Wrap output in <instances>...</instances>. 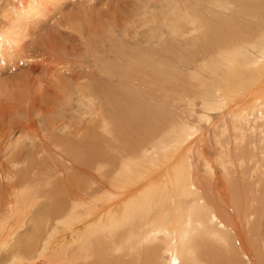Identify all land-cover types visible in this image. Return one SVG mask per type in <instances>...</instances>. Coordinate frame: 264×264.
Segmentation results:
<instances>
[{
  "label": "rangeland",
  "instance_id": "374dc122",
  "mask_svg": "<svg viewBox=\"0 0 264 264\" xmlns=\"http://www.w3.org/2000/svg\"><path fill=\"white\" fill-rule=\"evenodd\" d=\"M160 1L163 2V0H0V169H3L0 172L2 173L0 176H4L2 179L3 183H0V219L5 217L8 207H12L13 211L20 216V218L18 215V217L15 216L9 222L10 224L8 226L0 230V238L6 236L5 240L0 242V246L9 241L12 242L8 245L9 247L7 246V249L6 247L4 248L5 251H1V256L5 258L7 256L8 258V249L12 248L13 243L16 245V249L19 250L28 246V243L33 244L39 243L42 239L46 240L45 238H47L46 235L47 232H49V227L45 224L41 226V218L43 221L47 211H56V203L58 202V198L63 199L62 194H68L67 197L69 196L70 186L72 185L67 181L71 182L82 178L84 172V175H87L86 179L94 176L97 177V173L94 169L97 168V165L94 166V168L92 163H85L84 166L82 165L83 160L88 157L90 158L92 151V149H88L87 146L90 144V137H88L87 134L91 131L93 133L94 131L98 133L97 138L99 137L101 141L97 144V149L103 152L104 158L111 161L113 165L109 167L104 160V163L101 165L105 168L102 169L101 166V170H99H107L106 173L103 171L105 176L101 182L104 184L103 188H109L111 192L110 199H107L103 203L101 211L102 214H104L113 210L117 212L118 215L122 214V207L127 204L128 201L132 200L133 195H138L139 192H142L144 189L146 190L152 184L156 183L154 186L160 185V181H163L166 177L169 178L173 170L181 169L182 166L180 165L183 164L184 160L191 167L194 166V168H197L198 175L201 176L203 180L205 178L209 185L212 186L213 178L206 176L205 171L217 172L218 170L217 177L222 179L224 176L222 172L224 171L220 162L224 157H231L230 155L226 156V151L224 149L237 153V151L244 149L251 143L254 137L259 134L257 133L258 127L264 123V65L260 70L262 74H260L258 82L255 83L257 85H255V87L252 86V89H255L252 90L250 88V91L248 90L249 92L244 96L242 94L234 95L232 92L233 88L240 87L239 78L234 79L233 77L227 85H223V83L219 85L216 81L219 76L232 74L229 69L227 56L220 55V52H216L214 55L210 52L202 53V56H204L207 62L206 68L201 57L197 56L198 44L196 45V43H198V37H196L195 33L188 35L186 39H184L183 42L187 40V42H185L186 44L183 43V45L181 43L172 51L165 52L164 56L159 52L162 48L163 40H170L168 30L164 25L161 26L159 33L157 32L154 35V31L157 29L156 26L150 25L147 28H141L138 30L137 38H129L126 40L127 37L124 36L128 34V31L132 34V31L134 29L136 30V28L133 27L132 19L136 17L138 10L150 5L149 11L152 12L153 17L156 19L160 11H162L159 6L161 4ZM259 1L264 3V0ZM30 3L33 5H30ZM226 5H221L222 8L216 7V11L220 13L219 16H223L225 19L223 28L230 30L232 27L229 22L232 20L227 16H231L237 9H235L233 4H231L232 6ZM244 18L249 20L247 15ZM241 21L242 20H238V23L242 24ZM17 32H19V34ZM122 32H124V36ZM156 34H159V37H156ZM209 35L208 39L210 40ZM23 36H26L25 39ZM119 40L124 43L120 45ZM19 43L23 44L21 45ZM218 44L220 45L221 42ZM173 45L174 43L172 42L170 47ZM181 45H183V48H180ZM136 47L137 55H150L154 57L155 60L162 57V62L166 65V70L163 69V65L156 62L157 66L146 67V78L144 76L145 67L142 69L139 58L136 64L129 56ZM175 51H177L176 54H173ZM165 57H167L166 60ZM120 59L124 60L120 62ZM170 59H173V61ZM242 59H244V56ZM168 60L169 63L170 61L171 63L167 69L166 67L169 65L167 64ZM128 61L131 62L132 65H128ZM132 67L134 72H131ZM109 71L114 73L112 77H109ZM161 71L162 74L166 72L164 77L160 75ZM127 72L130 77L123 78L122 80L120 73L124 75V73L126 74ZM115 73L117 74L116 76ZM144 80L148 82L146 83ZM176 80L178 81L175 82ZM159 81L161 82L160 84ZM189 81L192 83L191 87L192 85L201 86L204 90L202 98L200 100L196 99L191 109H188L185 105L186 97L185 94H183L185 93L184 88L190 87ZM81 85L82 88L80 87ZM143 87L144 90L148 88V90L152 92L150 94L153 96H155L156 93L155 98L153 99V96L151 97L149 95L150 100H148V97H144L143 99L141 93L144 91H141ZM191 87L190 89L192 92L193 89ZM93 91L98 92L94 93ZM159 91H161V94ZM248 94L251 96L249 97ZM166 95L167 98L165 97ZM88 96L91 99L88 100ZM95 96L98 97V99ZM164 97L166 100H163ZM169 97L171 99H169ZM229 97L232 100L229 99ZM235 97L239 99L235 105L236 107H234L235 109L231 108L232 110L227 111L226 114L222 112L223 110L220 111V113L217 111H210L215 109L220 98L223 102L227 99L233 102ZM98 100H102V102ZM136 101L139 103H136ZM89 104L94 105L93 111L90 110L92 109V105L90 106ZM164 104L167 105V107ZM207 111H209L210 117L208 122L205 118H202V116L207 115ZM160 119L164 120L159 124L158 120ZM178 122H180V124H177ZM126 123H128V125ZM173 125V129L176 132H183L182 134L186 136V140L180 143L183 145L169 154V156H172L177 152L179 153V157H177L176 161L173 163L166 158L160 159L161 161L156 167L157 170L156 168H151L155 170L150 172L148 177L144 178L143 181L142 178L144 175L142 170L136 171L137 167L135 168L132 162L126 158L129 156L127 151H133L134 153L138 151L137 155H139L142 147L130 149L126 141H130L131 132H133L134 135H139L144 134L143 129H146L148 133V137H145L148 139L146 140V146L147 149L152 148L153 146L150 143L154 139H158L159 136L161 137L164 132V128L162 127H171ZM107 128L109 130L106 132L105 130H107ZM116 131L118 133H116ZM225 132L227 133L225 134ZM228 132H230V134H228ZM229 135L230 137H228ZM226 138L230 140L229 143H224ZM116 139L118 141H116ZM175 141L180 140L176 138ZM65 142H67V144ZM69 142L70 144H68ZM72 145L75 147L74 149ZM37 150H39L40 153H37ZM94 150L96 151V149ZM67 151H69V153ZM119 153L121 156L118 155ZM19 155L20 157H18ZM112 155H114V157ZM149 156L150 153H147L146 157L148 158ZM146 157L141 159L144 164L139 163V166L148 168L146 165L149 163L144 160ZM121 158L122 162L126 164L120 168ZM224 160L226 161V159ZM201 163H204V166H200ZM77 166L81 169L82 175L79 170H76ZM113 169L114 171L117 169L118 174H124L131 180H134L135 184L124 186L122 189L115 188V190L112 185L109 184L112 181L111 170ZM21 171L22 173L19 174ZM85 176H83V178ZM204 176H206L207 179ZM157 180L159 182H157ZM209 185L207 189L212 195ZM188 187L190 190L197 189L194 184H189ZM23 188H27V190L22 191ZM16 190H18V192L14 196ZM248 195V199L253 198V196L257 198L256 191L254 192V190H249ZM175 196L179 199L176 193ZM212 196L216 198L215 195ZM52 200L54 201L52 202ZM234 200L237 202V205H234L238 207L239 210L237 209L233 218L235 217L236 219L234 218V220H237V216L241 214L242 204H240V202H242V198L240 196V199L236 197ZM32 201H35L34 208L32 211H27L28 215L26 218L25 212L30 209L29 205ZM9 203L11 204L9 205ZM16 203L18 207L15 206ZM46 203L48 206L52 203L47 211ZM96 217L98 218V216H95L91 218L92 220L82 218L79 224L78 222L71 221V224H74L73 226L61 224L59 221L60 219H58L61 229H54L51 231L54 233V237L50 238V240H53L51 247L53 248L56 244L59 245L60 241L62 242L63 240H65L67 245L70 244L68 247H72L73 244L71 243H73L74 238L77 240L76 235H80V233L84 231L86 225L96 222ZM31 218L32 221H30ZM22 221H24V224ZM31 222H33V224ZM37 223L40 226H37ZM238 226L246 232L248 239L244 240L246 246L251 245V247H249L251 248L250 259L253 261L252 264H254V262L255 264H260L258 262V252L256 249L258 245L264 244V217L257 219V227H259V232L263 234L260 239L262 243L259 240H255L256 232L250 233L249 235V230L245 226L239 223ZM35 227H39L37 228L39 230H36ZM33 232L35 234H33ZM12 237H17L19 240H17V238L16 240H10ZM20 240L21 242H19ZM260 255L263 258V254L261 253ZM127 256V260L124 259L125 261H128L129 257L132 258L131 255ZM222 256L223 254L218 255L217 259ZM48 257L51 258L50 256ZM239 257H241V259L238 258L240 264H246V262L244 263V256L240 255ZM56 262L58 263V257L50 259V264H57Z\"/></svg>",
  "mask_w": 264,
  "mask_h": 264
},
{
  "label": "bare ground",
  "instance_id": "6f19581e",
  "mask_svg": "<svg viewBox=\"0 0 264 264\" xmlns=\"http://www.w3.org/2000/svg\"><path fill=\"white\" fill-rule=\"evenodd\" d=\"M160 2L161 4L159 6L162 9V11H160V14H158L159 15L158 17L156 16L157 17L156 19L153 17L152 12L149 11V8L151 7L150 5L147 7H142L138 10L137 15L135 14L136 17L132 19V22L134 25L132 26L135 27L136 30L134 29L132 31V34H130L129 33L130 31H128V34L126 36H124L123 35L124 32H122V35L124 37H127L126 40L129 38L130 39L137 38L138 30L141 28H145V27L147 28L150 25L156 26L157 29L154 31L153 33L154 35L157 32L159 33L161 26L164 25V27L168 30V36L170 37V40H165V39L163 40L162 38L163 40L162 48L160 49L159 52H161L162 55L164 56L165 52L166 53L170 52L173 49H175L177 46H179L181 43L183 44L187 42V40L183 42L184 39H186L188 35L195 33L196 37H198V43H196V45L198 44L197 56L201 57V60L206 68H207V62L205 61L204 56H202V53L210 52L212 55H214L216 52H220V55L227 56L229 69L231 70L232 74L226 75V76H219V78L216 80L219 85L220 83H223V85H227L233 77L234 79L239 78L240 87L233 88L232 92L234 95L242 94L243 96L247 94V92L250 91L249 90L250 88L252 89V86L255 87V85H257L255 83L258 82L259 76L260 74H262L260 73V70L263 68V65H264V3L263 2H260L259 0H165V1L163 0V2L162 1ZM31 4L32 3H30V5ZM231 4L235 6V9H237V11L235 10V12L231 14V16H227L232 20L231 22H229L232 28L230 30H227L223 28L224 27L223 22L225 21V19L223 16H219L220 13L216 11V7L222 8L221 5L229 6ZM246 15L249 18V20L244 18ZM252 19H256V20H252ZM238 20H242L241 21L242 24H239ZM24 26H23V29H24ZM19 32L17 33L19 34ZM158 35L159 34H156V37H159ZM208 35L210 36L209 37L210 40L208 39ZM25 37L23 36L24 39ZM119 42H120V45L124 43V42L122 43V41L120 40ZM172 42L174 43V45L170 47V45H172ZM220 42L221 44L219 45L218 43ZM189 44H188V47H189ZM183 45H181L180 48H183ZM137 47L134 49L132 54L130 53L131 55L129 56L131 57V60L136 64L139 58V60L141 61V64L140 63L139 64L141 65L142 69L143 67H145L144 68L145 77L147 75L146 67L157 66L156 62L163 65L164 66L163 69H165L166 65L164 64V62H162L163 61L162 57H159L157 60H155V58L151 57L150 55H143V54L137 55V52H136ZM117 50H118V47H117ZM176 52L177 51H175L173 54H176ZM243 56H244V59H242ZM166 58L167 57H165V60ZM123 60L124 59H120V62H122ZM171 61H173V59ZM167 62H168L167 64L169 65L166 68L168 69V67L170 66V63H169V60ZM128 65H132V63L128 61ZM131 72H134L133 67H132ZM113 74L114 73L112 71L108 72L109 77H112ZM164 74L166 75V72H163L162 74V71H161L160 75L161 76L163 75L164 77ZM116 75L117 74L115 73V76ZM172 75H175V74H172ZM120 77L123 80V78H129L130 76L127 72L126 74L124 73V75H121L120 73ZM177 81L178 80H176L175 82ZM144 82L146 81L144 80ZM160 83L161 82L159 81V84ZM164 83H165V79H164ZM185 83H188V82H185ZM134 84H137V83H134ZM191 84L192 83L190 82V87H191ZM167 86H168V82H167ZM80 87L82 88V85ZM190 87H187L186 89L184 88L185 93H183L185 94V97H186L185 105L188 107V109L192 108L193 103L195 102L196 99L200 100L202 98V95L204 92L203 87L192 85L191 87L193 89L192 91L193 93H192ZM143 90H144V87L141 91ZM95 92H98V91H95ZM160 92L161 91H159V93ZM141 93H142L143 99L144 97H148L149 98L148 100H150V96L151 97L153 96L152 94H150L152 92H150L148 88L145 89ZM191 93H192V97H191ZM155 96H156V93H155ZM155 96H153L152 98L154 99ZM165 97L167 98V95ZM165 97L163 98V100H166ZM170 97L169 99H171ZM230 97L229 99H231ZM96 98L98 99V97ZM89 99L91 98L89 97L88 100ZM238 100H239L238 97H235V100L233 102L229 101L228 99L225 102H223V100L220 98L218 100L219 103L215 107V109H212L210 111H217L218 113H220V111L223 110L222 112L226 114L227 111L232 110L234 107H236L235 105L238 102ZM98 101L102 102V100H98ZM137 102L138 101H136V103ZM91 105H92V109L90 110L93 111L94 105L93 104ZM153 105H154V100H153ZM165 106L167 107V105ZM139 112H135V113H139ZM206 114L207 115L204 114L205 116H202V118H205L206 121L208 122L210 119L209 111H207ZM182 116H183V113H182ZM162 120L164 119L158 120V123L160 124ZM126 124L128 125V123ZM177 124H180V122H178ZM174 125L171 127H166V126L162 127L164 128L163 129L164 132L161 135V137L159 136L158 139H154L153 141L150 140L151 141L150 144L153 146L152 148L147 149V146H146L147 144L146 140H148L147 138H145V137H148V133L146 129H143L144 134L134 135L133 132H131L132 135L130 136L131 137L130 141H126L130 149H137L138 147H142L139 155H137L138 151L136 153H134L133 151H127L129 156L128 157L125 156V157L129 161L132 162L135 168L137 167L136 171L142 170V173L144 175V177L142 178L143 181H144V178L148 177L150 172H153L155 170L151 168H156L157 164H159L161 161L160 159L166 158L167 160H171L173 163L174 161H176L177 157H179L178 156L179 153L177 152H175L172 156H169V154L172 153L173 151H176L178 147H181L183 145V144L181 145L180 143L181 141L186 140V136L182 134L183 132L182 133L176 132L173 129ZM108 130L109 129L107 128V130L105 131L107 132ZM116 133L118 132L116 131ZM226 133L227 132H225V134ZM257 133H259L257 136H255L257 138L254 137L251 143H249L244 149L237 151V153L236 152L234 153L233 151L228 150V149H224L226 151V156L230 155L231 157L229 158L224 157L222 161L220 162V165L222 166V169L224 171L222 172L224 173V176L222 177V179L217 177L218 170L217 172L205 171L206 176H210L211 178H213V183L210 181L212 183V186L209 185V183L207 182V180H205V178L203 180V178L198 175L197 168H194V166L191 167L184 160L183 164L180 165L182 166L181 169L173 170L172 175L169 178L166 177L164 178L163 181H160L161 182L160 185L154 186L156 183L152 185L150 184L151 186L148 187L146 190L145 189L142 190V192H139L138 195H133L132 200L128 201V203L122 207V210H123L122 214L118 215L117 212H114L113 210H111L110 212L108 211V213H104V214H102V211H101L103 203L107 199H110L111 192L109 191L110 190L109 188L104 189L103 188L104 184H102L101 182L107 170L105 171L104 170L99 171V170H101V166H102V169L105 168L103 165H101L104 163V160L106 161L105 163L109 167L113 165L111 161H108L107 158H104L103 152H100L97 149V144L100 143L99 141H101L99 137L97 138L98 133H95V131L93 133L91 131L87 135L88 137H90L89 143L94 144V145H90V144L87 145L88 149H92V151L90 154V158L88 157L87 159L83 160L82 165L84 166L85 163H92L93 168L94 166L97 165V168H94L97 173V177L94 176L92 178L86 179L87 175L86 176L84 175L85 172L83 171L84 173L82 175L81 169L78 168L77 166L76 170L80 171L82 178H79L71 182L67 181L70 183V185H72L70 186L69 196L67 197L68 194L67 195L62 194L63 199L58 198V202L56 201L57 207L55 206L56 211L50 210L48 212L47 210L50 208L52 203H50L49 206L46 203L47 204L46 206L47 214L43 218V221L41 218V222H40L41 226H44L45 224V225H48L49 227L48 229L49 232H47V235H46L47 238H45L46 240L42 239L40 240L39 243L38 242L33 243V244L31 243L32 245L29 244L27 241H25L26 243H28V246L23 247L22 249H19V250L16 249V245L13 243L12 248L8 249V258L7 256L5 258L4 256L0 255V264H50V259L51 258L54 259L57 257H58L59 264H240L238 260V258L241 259V257H239L240 255L244 256V263L246 262V264H252L253 261L250 259L251 258L250 257L251 245L246 246V242H244V240H248L246 236V232L242 230L241 228H239L238 223L240 225L242 224L249 230V235L250 233L256 232L255 240H259L262 243V240L260 239L263 236V234L259 232V229H258L259 227H257V219H261L264 217V206H263V203H264V123H262L258 127ZM228 134H230V132H228ZM228 137H230V135ZM176 138H178V140L180 141H175ZM116 141L118 140L116 139ZM67 142L65 143L67 144ZM229 142L230 140L228 138L224 140V143H229ZM68 144H70V142ZM72 146H71V149H72ZM74 148L75 147L73 146V149ZM94 149H96V151ZM67 152L69 153V151ZM146 152L150 153V156L148 158L146 157L147 155ZM37 153H40L39 150H37ZM118 155H120V153ZM112 156L114 157V155ZM18 157H20V155ZM144 157H146L147 159V160L146 159L144 160L149 163L148 165H146L148 168H143L138 165L139 163L144 164L141 160ZM224 159H226V161ZM120 164H121L120 168L123 167L124 164H126L122 162V158L120 160ZM200 166H204V163H201ZM2 170L0 169V172ZM117 171H118L117 169H115V171L114 169L111 170L112 181L109 184H111L114 189L115 188L122 189V187L124 186H131L135 184L134 180H131L124 174H118ZM21 173L22 171L19 174ZM1 174L2 173H0V175ZM5 175L8 176L7 174ZM83 176L85 177L83 178ZM3 177L0 176V183H3L2 181ZM157 182L159 181L157 180ZM189 184H194L197 187V189L190 190V188L188 187ZM75 185H76V188H75ZM208 185L211 190L210 192L212 193V195H215L216 198L209 193L207 189ZM26 190L27 188L22 189V191H26ZM249 190H254V192L256 191L257 198L253 196V198L248 199L247 195H248ZM17 192L18 190H16L15 194L13 192L14 196L17 194ZM175 193L178 195V198L180 200L176 198ZM240 196L242 198V202L239 201L240 204H242L241 214L238 216L236 215L237 220H234L235 217L233 218V215H235L234 213L238 209V207L234 205V204L237 205V202H235L236 200L234 199L236 197H239L240 199ZM53 201L54 200H52V202ZM34 202L35 201H32L30 203L29 205L30 209L26 210L25 217L28 215V212L32 211V209L34 208L33 207L35 205ZM10 204L11 203H9V205ZM15 206L18 207L17 203L15 204ZM6 210L7 212L6 213L4 212L5 217L3 219H0L2 220L0 221V230L4 229L5 226H8L10 224L9 222L15 216L18 215L17 213L13 211L12 207H8ZM95 216H98V218L96 217L97 221L92 222L89 225H86L84 231H82L80 235H76L77 240L74 238L73 243H71L74 246L72 245V247H68L70 244L67 245L65 243V240H63L62 242L60 241V243L58 242L59 245L56 244L53 248L51 247V245L53 244L52 242L53 240H50V238L54 237L53 236L54 233L51 231H53L54 229H61L60 223L64 225L66 224V226H71V225L73 226L74 224L73 223L71 224V221L78 222L79 224L80 219L88 218L89 220H92L91 218H94ZM25 217H22V218H25ZM34 219L37 220L36 218ZM58 219H60L59 220L60 223L58 222ZM30 221H32V218ZM22 222L24 224V221ZM31 223L33 224V222ZM37 226H40V225L38 224ZM35 228L36 230H39L37 229L39 227H35ZM33 234L35 233L33 232ZM5 238L6 236L1 237L0 242L5 240ZM16 238L17 237H12V239L10 238V240H16ZM17 240H19V238H17ZM19 242H21V240ZM11 243L12 242L9 241V242H6L4 245L0 246V253L1 251H5L4 248L6 247L7 249L9 247L8 245H10ZM256 250L258 252V256H257L258 262L260 264H264V244L258 245V248ZM261 253L263 254V258L260 255ZM222 254L223 256L217 259V256L222 255ZM127 255H131L132 258L129 257L128 261H125L127 260V257H128ZM48 256H50L51 258H49Z\"/></svg>",
  "mask_w": 264,
  "mask_h": 264
}]
</instances>
